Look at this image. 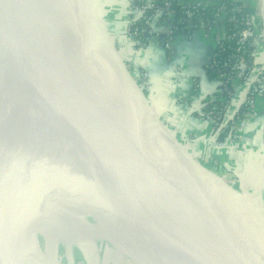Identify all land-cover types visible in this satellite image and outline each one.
Returning a JSON list of instances; mask_svg holds the SVG:
<instances>
[{"label": "bare ground", "instance_id": "obj_1", "mask_svg": "<svg viewBox=\"0 0 264 264\" xmlns=\"http://www.w3.org/2000/svg\"><path fill=\"white\" fill-rule=\"evenodd\" d=\"M17 1L50 40L88 68L105 69L116 77L94 17L101 16L94 2ZM51 17L57 23H51ZM60 28L66 31L64 36ZM63 99L70 102L68 109ZM1 135L17 149L1 139L0 149L57 158L83 179L187 219L184 187L153 147L85 101L0 20ZM57 185L53 181L32 184L7 198L14 220L9 229L13 245L26 264H72L75 250L88 264H97L98 257L99 264H107L113 246L121 258L130 255L136 264H215L176 235L78 199ZM237 208L264 263V240L247 214L263 229L264 220L241 201ZM101 240L106 244L98 245ZM224 243L229 252L242 256L229 235Z\"/></svg>", "mask_w": 264, "mask_h": 264}, {"label": "water", "instance_id": "obj_2", "mask_svg": "<svg viewBox=\"0 0 264 264\" xmlns=\"http://www.w3.org/2000/svg\"><path fill=\"white\" fill-rule=\"evenodd\" d=\"M65 1L70 3V0ZM114 1L108 0L102 8ZM92 5L97 6L95 2ZM260 5L259 13L264 20V0ZM94 17L116 77L105 69L88 68L50 40L17 0H0V20L4 27L43 66L102 114L153 147L184 187L187 219L182 220L130 195L102 187L91 179H83L57 158L25 156L0 149V264H26L21 250L13 245L9 229L14 220L7 209V198L18 189L44 181L57 182L61 190L78 199L168 231L215 264H264L247 224L241 219L237 202L245 203L258 219L264 220V216L175 137L131 74L103 17L97 14ZM48 19L51 23L58 21L52 17ZM63 23L67 21L63 20ZM60 31L64 36L66 31L62 28ZM61 103L67 109L71 105L65 99ZM0 139L17 149L13 142H8L6 135H1ZM226 235L233 239L242 256L226 249Z\"/></svg>", "mask_w": 264, "mask_h": 264}, {"label": "crops", "instance_id": "obj_3", "mask_svg": "<svg viewBox=\"0 0 264 264\" xmlns=\"http://www.w3.org/2000/svg\"><path fill=\"white\" fill-rule=\"evenodd\" d=\"M187 1L207 8L213 0ZM242 1L255 4L257 0ZM130 2L115 0L105 8L115 13L111 30L108 29L116 36L117 50L131 74L141 85L144 73H148L146 95L161 120L208 168L220 173L231 166L238 179L236 186L243 187L247 201L259 211L255 203L264 207V96L256 99L253 117L239 131L238 140L227 137L218 142L213 122L200 114L207 98L217 89L216 83L206 77L205 66L218 42L225 37L223 25L204 27L192 35H178L168 50L154 37L139 45L125 34ZM172 22L171 13L163 27L156 26V32L163 34ZM254 65L257 75L264 74V50L259 58L255 57ZM233 89V99L225 112L228 119L235 116L243 103L248 85L239 80L233 83ZM208 156L210 164L205 161Z\"/></svg>", "mask_w": 264, "mask_h": 264}, {"label": "built area", "instance_id": "obj_4", "mask_svg": "<svg viewBox=\"0 0 264 264\" xmlns=\"http://www.w3.org/2000/svg\"><path fill=\"white\" fill-rule=\"evenodd\" d=\"M157 0H139L138 4H132L130 2L129 5V22L126 27V35L130 37L136 44L144 45L147 40H149L151 37H154V34L158 37V39L162 40L167 35L172 37L171 41H165L162 43L163 47L165 49H170L173 45L174 39L178 36L175 35L173 30L171 29V25L168 26V28L165 30L163 34H157L156 31L153 30L157 25V17L160 15L163 11V9L166 10L168 13V16L171 15V11L169 10L170 0H161L163 3V8H157L155 7V2ZM180 4H182L183 8V14L187 17V28L194 27L192 33H195L197 30L208 27L209 25H206L205 22L202 20V18H198L196 21V24H191L190 21L194 15H197L198 9H204L202 7H199V5L187 1V0H178ZM226 1H230L231 7L229 10H226ZM238 2H242V0H213L211 2V6L214 5L216 7V14L217 22L221 20L222 15L225 13L231 14V20L234 24H241L244 27L237 31L236 33L231 35V39L236 38V52L239 53L237 55H232V57L227 60L224 63V72L221 74V78L223 80V83H233L237 80L246 81L248 77L251 75L249 74L248 68L247 72H245V64H244V54L248 52V46L250 45V39L252 37V31H251V25H250V17L248 12H245L244 10L246 7H241V5L237 4ZM240 14V18H236L235 14ZM173 14V13H172ZM142 22L144 25L141 28H137L134 26L135 22ZM165 25V24H163ZM163 25H160L163 27ZM159 26V27H160ZM161 35V36H160ZM185 35V34H180ZM220 42V41H219ZM218 42V44H219ZM217 44V45H218ZM249 44V45H248ZM251 46V45H250ZM215 55L214 51L211 53L210 58H212ZM253 55V53H252ZM253 74V71H252ZM259 75V74H258ZM259 76H253L249 83V88L246 93V97L243 103H245L248 106V109L246 113L243 115L242 119L238 120L239 126H243L250 122L251 118L253 117V107L255 105V101L257 98L262 97L264 95V74H260ZM149 75L148 73H144V77L147 78ZM232 96V93L230 94ZM209 100L216 101L218 98L214 95H211ZM206 107V105H205ZM226 112V110H225ZM225 112L224 114L216 113L214 116L207 115L204 110L200 111V114L211 120L213 123L217 124L219 128H227V122L225 120ZM232 129V127H231ZM232 135H228L230 137Z\"/></svg>", "mask_w": 264, "mask_h": 264}, {"label": "trees", "instance_id": "obj_5", "mask_svg": "<svg viewBox=\"0 0 264 264\" xmlns=\"http://www.w3.org/2000/svg\"><path fill=\"white\" fill-rule=\"evenodd\" d=\"M132 4H138L139 0H131ZM231 2L226 1V10H229L231 7ZM237 4L241 5V7H245L243 3L238 2ZM155 7L163 8V3L161 0H157L155 2ZM245 9V8H244ZM169 10L173 13V22L171 25V29L173 30L175 35L185 34L190 35L195 26L187 28V17L183 14L182 4L179 3L178 0H170ZM247 12V10H244ZM216 7L214 5L209 6L204 9H198L197 15H194L190 21L191 24H196L198 18H202L206 25L213 26L216 24L223 25L225 29V37L220 40L219 44L215 47L214 53L215 55L209 59L208 63L205 66V74L209 80H212L216 83V91L213 93L218 99L216 101H211L207 98L206 107L202 110L206 112L207 115L214 116L216 113L224 114L225 110L228 107V104L231 99V93L233 91V85L229 82L226 84L223 83L221 78V74L224 72V63L229 60L232 55H237L239 53L236 52V38L231 39V35L241 30L244 26L241 24H234L231 20V14L225 13L222 15L221 20L217 22ZM236 18H240V14H235ZM168 19V13L165 9H163L162 13L157 17V25H163L166 23ZM142 22L136 21L134 26L138 29L143 27ZM165 41H171L172 37L167 35L164 39L161 40V44ZM249 45V44H248ZM254 47L251 45L248 46V52L244 54V64H245V72H247L248 68L252 67L254 56L252 55ZM168 50V49H166ZM248 106L245 103H242L237 110L235 116L231 121L227 122V128H219V126L213 123L214 132L217 134V141L223 142L228 137V133L230 132V128L233 124L241 119L243 115L246 113Z\"/></svg>", "mask_w": 264, "mask_h": 264}, {"label": "rangeland", "instance_id": "obj_6", "mask_svg": "<svg viewBox=\"0 0 264 264\" xmlns=\"http://www.w3.org/2000/svg\"><path fill=\"white\" fill-rule=\"evenodd\" d=\"M94 2L97 4V6L100 9L101 16L103 17V20H104V23H105L107 29L109 27V29L111 30V27H112L111 24L112 23H110V22H111L112 18L114 20V14L115 13L113 14V12L110 11L109 8H102L103 5H104L105 0H94ZM260 2H261V0H257L255 4H251L250 2L248 4H245V3H243V1L241 2V3L244 4L245 7L246 6L249 7L247 9V12H248L249 17H250L251 31L253 33L252 37L250 39V42H249L250 45H252L254 47V49L252 51L253 56H254V61H253L251 69L249 70V72H250L249 74L251 76L248 77V79L246 81H243L244 83H246L248 85V88H249L250 80H251V78L253 76L261 77L260 74L257 75V73L255 71V65H254L255 57L259 58L260 53H262L263 50H264V20H263V18L261 17V15L259 13L260 7H261ZM127 12H128V16H129V9H127ZM153 30L156 31L157 28L155 27V28H153ZM156 33L157 34H162L161 32H156ZM110 34L113 35L111 32H110ZM125 34H126V30H125ZM114 37H115L114 43H115V46L117 47L118 40L116 39V36H114ZM151 38H153V37H151ZM154 38H158L156 36V34H154ZM252 71H253V74H252ZM237 81H239V80H237ZM237 81H235L234 83H236ZM141 86H142V88H143L145 93H147L149 91V85H148V82H147V78L143 77V82H142ZM233 93H234V89L232 91V96H231L230 102L228 104V107H229V105H230V103H231V101L233 99ZM245 97H246V95H245ZM245 97H244V100H245ZM244 100H243V102H244ZM232 119L233 118L228 119L227 116L225 117L226 122L231 121ZM236 122H237V125L236 126L235 125L232 126V129L230 128V132L228 133V135L229 134L232 135V136H230V138L233 139V140H238L239 139V131L241 130V128L243 129L249 123L248 122L247 124H245L243 126H239L238 120ZM262 142L264 143V139H263ZM210 158L211 157H209V156L205 158V161L208 162L209 164L211 163V159ZM229 167H231V166H229ZM229 167L224 168L225 170L220 171V173H219V171L218 172L216 171L215 173H217L218 175L222 176V178L232 188H234L237 192H239L241 195H243L245 198H247L246 195H245V191H244L243 187H240L239 185L236 186L235 183L238 180V179H236V173L232 170V168H229ZM255 204L259 208V212L264 216V207L261 204H259V203H255ZM247 218L250 221V223L253 225V227L255 228L256 232L264 240V229L262 228L260 223L255 218L251 217L248 214H247ZM97 244L98 245H104V244H106V241L105 240H101V241H98ZM99 260H100V257H98L95 260V262H97V264H99ZM79 261H81V262H79ZM77 263L78 264H88L86 261H84V259L82 257V254L80 252H78L77 250H75L74 261H73L72 264H77ZM61 264H67V262L66 261H62ZM107 264H136V263L134 262V260L132 259V257L130 255L125 256L124 259L121 258L120 254L118 253V249L113 246L112 251L109 252L108 259H107Z\"/></svg>", "mask_w": 264, "mask_h": 264}]
</instances>
